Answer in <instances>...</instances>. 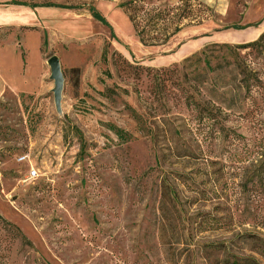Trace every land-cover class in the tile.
Masks as SVG:
<instances>
[{
	"label": "rangeland",
	"instance_id": "obj_1",
	"mask_svg": "<svg viewBox=\"0 0 264 264\" xmlns=\"http://www.w3.org/2000/svg\"><path fill=\"white\" fill-rule=\"evenodd\" d=\"M124 1L74 0L108 24L86 40L0 51V264H214L211 244L247 254L236 236L264 237V0H190L161 45L139 41ZM141 5L147 29L148 10L169 17L163 38L184 1ZM52 55L60 112L41 63ZM208 215L232 232L198 227Z\"/></svg>",
	"mask_w": 264,
	"mask_h": 264
},
{
	"label": "crops",
	"instance_id": "obj_2",
	"mask_svg": "<svg viewBox=\"0 0 264 264\" xmlns=\"http://www.w3.org/2000/svg\"><path fill=\"white\" fill-rule=\"evenodd\" d=\"M74 0H0V51L8 46L16 51L27 49L35 40L41 53L43 38L48 50L86 40L93 34L95 19ZM19 36V37H17ZM44 76L49 75L46 61ZM33 90V89H28Z\"/></svg>",
	"mask_w": 264,
	"mask_h": 264
},
{
	"label": "trees",
	"instance_id": "obj_3",
	"mask_svg": "<svg viewBox=\"0 0 264 264\" xmlns=\"http://www.w3.org/2000/svg\"><path fill=\"white\" fill-rule=\"evenodd\" d=\"M179 1H184V6L181 7H176L175 10L177 11L175 14H172V19H175L174 22H171L173 25V29L170 31V33H165L167 35H164L163 38L158 35V32H156V27L159 25L161 21L167 22L169 20L168 16H165L160 10L159 11H150L148 10L146 13L145 17V25L150 27V29L145 28L144 26L140 25V22H138L139 14H137L139 11H144V6L141 5L144 0H127L122 3H119L118 6L123 8V10L127 13L128 19L134 29L135 35L139 39V41L144 44H150V45H161L164 44L168 41V39L176 34L181 28L180 26L182 25V21L186 20L187 18L190 17V0H179ZM194 1V0H193ZM209 9V8H208ZM88 11L90 15L95 19L96 21L102 23L103 25L108 27L107 22L98 14V12L95 10L93 6L88 7ZM212 15V14H211ZM162 22V23H163ZM181 24V25H180ZM184 24V23H183ZM180 25V26H179ZM246 26H241V25H231L227 26L225 28H233V29H243ZM110 34L111 37L115 38V34L111 29ZM263 35V34H262ZM262 35L258 39H261ZM47 42L46 38H43V42L41 45V48L44 50L46 49ZM197 59H200L197 57ZM77 68H72V70H76ZM108 127L111 131L114 132V134L117 135V137L124 138L123 135V130L116 128L115 126H112L108 124ZM161 199H160V217L161 221H163V225L161 226V231L164 234V231H166V225L168 222H170L171 218V211L170 208L174 202V195L175 192L172 189V184L170 182L164 181L161 184ZM176 203H177V198ZM207 219H203L199 222L197 225L198 227L207 229V230H220L222 233H227V232H232L231 230L233 229L232 224H227L225 222H221L220 219L208 215L206 216ZM227 216L225 215V218ZM205 221V222H204ZM170 224V223H169ZM203 224V225H202ZM165 226V227H164ZM238 233L233 236H236ZM237 239L241 238V244L248 245L247 254H237L234 252L230 246H228L225 242H216L211 244L212 247L214 248V252L221 253V255L224 257L223 260H218L216 259L214 264H261L262 261H264V237H260L256 233H251V232H243L242 234H238L236 236ZM169 240L166 241V243ZM229 241V245H230ZM178 243L177 240L173 242V244ZM168 244V243H167ZM172 245V243H169Z\"/></svg>",
	"mask_w": 264,
	"mask_h": 264
},
{
	"label": "water",
	"instance_id": "obj_4",
	"mask_svg": "<svg viewBox=\"0 0 264 264\" xmlns=\"http://www.w3.org/2000/svg\"><path fill=\"white\" fill-rule=\"evenodd\" d=\"M49 68V79L53 83L51 89L53 94V101L58 112L61 111V93L63 90L64 75L61 69L60 60L57 55H52L46 60Z\"/></svg>",
	"mask_w": 264,
	"mask_h": 264
},
{
	"label": "built area",
	"instance_id": "obj_5",
	"mask_svg": "<svg viewBox=\"0 0 264 264\" xmlns=\"http://www.w3.org/2000/svg\"><path fill=\"white\" fill-rule=\"evenodd\" d=\"M25 158H26V156H22V157H20L18 160H19V161H22V160L25 159ZM34 175H36V172H35L34 169H31L30 172H29V174H28V176H27V178H32V177H34Z\"/></svg>",
	"mask_w": 264,
	"mask_h": 264
}]
</instances>
